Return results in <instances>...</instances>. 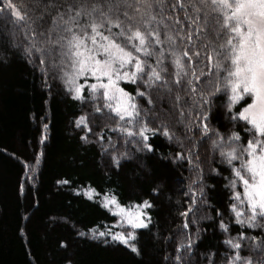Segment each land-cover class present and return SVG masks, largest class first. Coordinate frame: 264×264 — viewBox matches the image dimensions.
<instances>
[{
  "label": "snow or ice",
  "instance_id": "1",
  "mask_svg": "<svg viewBox=\"0 0 264 264\" xmlns=\"http://www.w3.org/2000/svg\"><path fill=\"white\" fill-rule=\"evenodd\" d=\"M0 12L21 28L20 38L16 31L0 36V62L18 55L40 73L49 94L59 81L73 100L92 103L93 115L107 110L116 119L108 130L123 138L125 150L118 152L111 136L104 143L103 130L96 135L102 155L111 153L114 166L137 154L153 153L151 138L157 135L180 146L173 163L186 162L195 178L184 192L186 207L179 213L183 223L175 254L166 255L165 264H197L190 224H197L199 235L196 214L211 207L207 190L214 188L206 183L204 163L208 176L219 174L213 164L230 169L226 187L232 190L229 207L235 223L264 229V0H30L28 5L0 0ZM122 82L136 85L135 91H127ZM152 91L159 100L161 92L168 96L172 109L165 112L168 120L154 111ZM144 98L151 110L137 102ZM222 98L228 121L243 125L246 143L238 131L225 134L210 127L215 101ZM76 126L91 133L87 114L76 119ZM181 126L183 137L176 131ZM43 127L46 130L48 125ZM194 130L200 133L199 139L189 135ZM81 139L87 140V135ZM206 140L211 141L210 153L202 161L198 149ZM185 141L192 142V147L186 149ZM24 169L25 173L36 171L31 164H24ZM83 195L98 198L114 223L77 230L76 235L103 238L105 243L110 238L140 255L137 230L152 224V202L124 204L116 193L101 195L91 186ZM215 211L223 217V212ZM218 226L229 232L223 219ZM257 240L244 232L228 235L223 244L233 254L226 255L227 264H256L251 257H241L240 250L242 242L250 241L253 250L264 253V238ZM60 247L67 248L68 242L61 240ZM200 255L207 264H216V252ZM66 264L73 262L68 259Z\"/></svg>",
  "mask_w": 264,
  "mask_h": 264
},
{
  "label": "trees",
  "instance_id": "2",
  "mask_svg": "<svg viewBox=\"0 0 264 264\" xmlns=\"http://www.w3.org/2000/svg\"><path fill=\"white\" fill-rule=\"evenodd\" d=\"M13 2L30 4V0ZM11 31H16L20 38L21 28L15 26L10 15L0 12V36ZM41 80L40 73L18 55L0 62V264H66L68 259L73 264H165L164 257L175 254L181 235L178 229L183 223L179 213L186 207L184 192L195 178L186 162L173 163L175 153L181 151L180 146L157 135L151 138L153 153L137 154L131 160H122L116 167L111 162V153L102 155L96 135L103 130L104 143L111 136L116 150L124 151L123 138L108 130L115 126L116 119L107 110L93 115L92 103L73 100L57 81L49 94ZM121 86L129 92L136 88L123 82ZM141 90L148 91L143 86ZM149 94L159 118L168 120L165 112H172L168 96L161 92L163 99L159 100L155 91ZM137 102L151 110L147 98ZM222 105L223 98L215 101L210 127L225 134L238 131L246 143L243 125L230 123ZM86 114L91 133L76 126V119ZM171 118L174 120L175 114ZM45 124L48 125L46 130ZM176 131L183 137L182 126ZM85 135L87 140L81 139ZM189 135L200 138L195 130ZM204 144L198 149L202 161L210 153ZM191 147L192 142L185 141V148ZM128 149L134 151L130 144ZM37 158L39 171L35 182L31 183L25 180L24 164H34ZM216 160H219L218 153ZM202 166L206 183L214 188L207 190L211 207H203L196 214L199 235L197 224H190L197 253L193 259L197 264H207L200 254L216 252V264H227L226 255L233 254V250L223 244L228 235L235 237L244 232L248 237H257L259 243L260 238H264V229H248L235 223L229 207L232 190L226 187L231 177L228 166L213 164L219 174L211 176L207 174V163ZM62 180L69 183H57ZM89 186L101 195L105 191L116 193L124 204L145 199L152 202V224L149 229L137 230L140 255L110 238L105 243L103 238L95 240L90 235H76L77 230L87 231L114 223V217L100 207L98 198L89 200L83 195V190ZM78 189L80 194H77ZM154 189H158V193ZM237 190L242 191V187ZM215 209L223 212V217H218ZM220 219L229 225L227 234L218 226ZM61 240L68 242L67 248L60 247ZM240 255L251 257L256 264L264 260V253L253 250L250 241L242 242Z\"/></svg>",
  "mask_w": 264,
  "mask_h": 264
},
{
  "label": "rangeland",
  "instance_id": "3",
  "mask_svg": "<svg viewBox=\"0 0 264 264\" xmlns=\"http://www.w3.org/2000/svg\"><path fill=\"white\" fill-rule=\"evenodd\" d=\"M57 82H59V81H57ZM61 86H62V84H61ZM213 138H215V137H213ZM204 143H205L204 146H207L209 148V150H210L211 141L210 140L207 141V142L205 141ZM39 164H40V161H39ZM39 164L36 165V162L34 164H31V165H34L36 167V171L35 172H27L26 175H25V180H27L28 182H31V183L35 182L37 174H38V171H39ZM196 219H197V216H196ZM192 239H194V236L192 237Z\"/></svg>",
  "mask_w": 264,
  "mask_h": 264
}]
</instances>
